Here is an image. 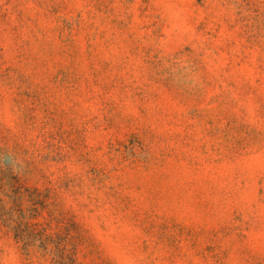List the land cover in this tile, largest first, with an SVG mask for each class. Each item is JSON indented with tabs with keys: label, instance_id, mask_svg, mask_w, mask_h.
Here are the masks:
<instances>
[{
	"label": "rangeland",
	"instance_id": "obj_1",
	"mask_svg": "<svg viewBox=\"0 0 264 264\" xmlns=\"http://www.w3.org/2000/svg\"><path fill=\"white\" fill-rule=\"evenodd\" d=\"M0 178V264H264V0H0Z\"/></svg>",
	"mask_w": 264,
	"mask_h": 264
},
{
	"label": "trees",
	"instance_id": "obj_2",
	"mask_svg": "<svg viewBox=\"0 0 264 264\" xmlns=\"http://www.w3.org/2000/svg\"><path fill=\"white\" fill-rule=\"evenodd\" d=\"M2 184V179L0 178V189L3 193L4 197L12 198L13 200H17L21 197V192L17 188H12V194H8L7 191L4 190ZM20 192V193H19ZM17 210L18 208H5L2 204H0V222H2L9 230L14 232V236L17 239H21L24 241L25 246L34 245L36 241H38V247L45 249L47 247V240L45 237H42V233H34L33 231L29 230L27 222L23 221L25 214H20L16 216L14 219L11 218L12 211ZM28 213L32 215V212L35 211V208H27ZM28 217V216H27ZM13 222V224H11ZM57 251H60V256H67L69 257V250L66 248V245L63 243L62 240H59L58 244L56 245Z\"/></svg>",
	"mask_w": 264,
	"mask_h": 264
}]
</instances>
